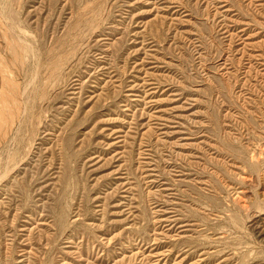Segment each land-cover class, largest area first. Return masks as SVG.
Wrapping results in <instances>:
<instances>
[{"label": "rangeland", "instance_id": "rangeland-1", "mask_svg": "<svg viewBox=\"0 0 264 264\" xmlns=\"http://www.w3.org/2000/svg\"><path fill=\"white\" fill-rule=\"evenodd\" d=\"M0 264H264V0H0Z\"/></svg>", "mask_w": 264, "mask_h": 264}]
</instances>
